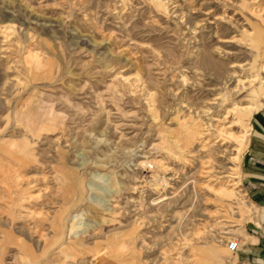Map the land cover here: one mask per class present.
I'll use <instances>...</instances> for the list:
<instances>
[{
	"label": "rangeland",
	"instance_id": "obj_1",
	"mask_svg": "<svg viewBox=\"0 0 264 264\" xmlns=\"http://www.w3.org/2000/svg\"><path fill=\"white\" fill-rule=\"evenodd\" d=\"M263 107L264 0H0V264H238Z\"/></svg>",
	"mask_w": 264,
	"mask_h": 264
},
{
	"label": "crops",
	"instance_id": "obj_2",
	"mask_svg": "<svg viewBox=\"0 0 264 264\" xmlns=\"http://www.w3.org/2000/svg\"><path fill=\"white\" fill-rule=\"evenodd\" d=\"M251 134L242 160V174L247 194L254 210H259L254 222L248 226L238 264H264V107L251 119Z\"/></svg>",
	"mask_w": 264,
	"mask_h": 264
},
{
	"label": "built area",
	"instance_id": "obj_3",
	"mask_svg": "<svg viewBox=\"0 0 264 264\" xmlns=\"http://www.w3.org/2000/svg\"><path fill=\"white\" fill-rule=\"evenodd\" d=\"M227 251L231 254H235L239 250V240L237 238L232 239L227 243Z\"/></svg>",
	"mask_w": 264,
	"mask_h": 264
},
{
	"label": "bare ground",
	"instance_id": "obj_4",
	"mask_svg": "<svg viewBox=\"0 0 264 264\" xmlns=\"http://www.w3.org/2000/svg\"><path fill=\"white\" fill-rule=\"evenodd\" d=\"M6 30H8V29H6ZM7 33V32H6ZM10 36V35H9ZM26 53V52H25ZM253 77V76H252ZM249 80V79H248ZM254 80V79H253ZM240 81V80H239ZM263 81V80H262ZM243 82H245V81H243ZM261 82V81H260ZM235 106V105H234ZM252 107V106H251ZM233 108V107H232ZM241 108V107H240ZM246 108H248V107H246ZM241 111V110H240ZM246 116H247V114H246ZM230 127V126H229ZM230 133V132H229ZM233 134V133H232ZM236 136V135H235ZM238 138H242V135H238L237 136Z\"/></svg>",
	"mask_w": 264,
	"mask_h": 264
}]
</instances>
